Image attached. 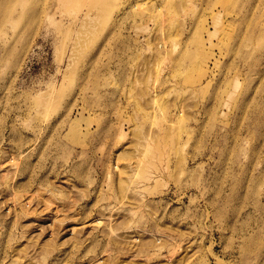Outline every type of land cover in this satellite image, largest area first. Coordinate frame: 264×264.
<instances>
[{"label":"rangeland","instance_id":"374dc122","mask_svg":"<svg viewBox=\"0 0 264 264\" xmlns=\"http://www.w3.org/2000/svg\"><path fill=\"white\" fill-rule=\"evenodd\" d=\"M0 264H264V0H0Z\"/></svg>","mask_w":264,"mask_h":264}]
</instances>
